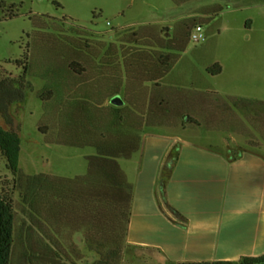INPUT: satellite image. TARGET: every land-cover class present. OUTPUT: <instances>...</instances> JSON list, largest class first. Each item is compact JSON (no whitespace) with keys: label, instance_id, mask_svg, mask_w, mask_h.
<instances>
[{"label":"crops","instance_id":"crops-1","mask_svg":"<svg viewBox=\"0 0 264 264\" xmlns=\"http://www.w3.org/2000/svg\"><path fill=\"white\" fill-rule=\"evenodd\" d=\"M237 1L236 7L242 8L243 3ZM218 9L223 14L234 11L222 5ZM230 28L224 25V34ZM122 37L111 36L104 42V52L97 49L91 53L93 59L70 56L66 71L70 79L80 82H62L47 91L53 92L50 103H55V110L46 112L39 125L42 134L49 138L51 134H96L74 145L66 140L53 144L55 148L49 147L63 161L76 160L82 164L76 175L63 179L72 187L64 195L65 202L70 203L68 216L62 217V209L55 216V222L60 225L54 227L50 226L53 220L50 214L42 212L40 216L41 223L47 220L51 233L53 229L62 233L63 219H66L74 237L68 242L62 239L57 250L88 251V242L94 244L96 237L118 234L124 237L130 251L125 256L126 264L128 257V264H183L238 262L264 255V145L235 154L218 143L221 139L215 136H237L235 133L206 131L203 137L217 142H202L183 135L191 129L149 128L148 108L146 114L141 112L139 123L130 119L129 125L121 128L118 124L124 122L123 116L111 108L115 100L119 102L117 105L126 103L127 91L145 85L151 96L156 83L216 91L226 97L257 99L259 95L238 91L243 84L250 87L240 74L252 76L254 69L235 68L222 82L203 75L204 82L187 87L168 72L159 71V67L161 71L166 68L160 62L165 56L162 54L156 58L159 73L146 78L145 83L142 52L138 55L136 47L129 50ZM129 54L132 57L128 69ZM74 62L81 63L86 71L76 72L72 68ZM220 63L225 76L226 63ZM172 65L171 58L169 67ZM210 66L205 65L206 71ZM77 68L81 71L80 66ZM24 105L15 107L24 122L23 134L26 131ZM235 136L223 139L239 141ZM63 144L68 150L59 149ZM73 146L82 151L79 154L69 151ZM165 171L169 172V178L164 183ZM87 258V255H78L71 260L90 264ZM38 260L41 262L43 258L35 261Z\"/></svg>","mask_w":264,"mask_h":264},{"label":"rangeland","instance_id":"rangeland-1","mask_svg":"<svg viewBox=\"0 0 264 264\" xmlns=\"http://www.w3.org/2000/svg\"><path fill=\"white\" fill-rule=\"evenodd\" d=\"M3 1L9 5L23 2L20 16L14 19L7 17L1 7ZM240 1L242 8L236 7L237 0H0V65L14 76L20 75L23 68L17 62L29 46V78L35 88L24 105L26 131L17 182L12 264H87L71 260L78 255H87L90 264H126L125 256L130 253L124 237L118 234L96 237L94 244L88 242V251L57 250L62 239L68 242L74 237L65 223L66 219H63L62 233L54 229L51 233L47 220L41 223L42 212L50 214L52 227L60 225L55 222V216L62 209V217L68 216L70 203L65 202L64 195L70 193L72 187L67 179H63L76 175L82 167L76 160L63 161L49 147L55 148L53 144L66 140L71 144L81 142L96 135L51 134L53 139L63 137L55 141L39 130L46 112L50 114L55 110V103H50L51 98L43 97L49 88L53 86L55 89L62 82H80L68 76L66 62L69 57L78 55V58L93 59L91 53L97 49L104 52V42L118 34L127 41L129 50L136 47L138 55L139 51L142 52L145 83L146 78L159 71L168 72L182 85L193 87L203 81V75L222 82L235 68L254 69L252 76L240 74L250 87L243 84L238 91L244 95H259L257 99L264 100V0ZM229 4L233 6L229 8ZM221 5L234 11L223 14L218 9ZM249 21L252 22L248 26ZM222 23L231 27L226 35ZM197 26H202L206 34V39L199 43L192 39ZM162 54L170 56L173 65H163L166 68L161 71L159 67L158 71L156 58ZM131 57L129 54L128 69ZM221 61L226 63V75L214 77L208 74L205 65L212 66ZM126 95V103L117 105L113 102L111 107L123 116L124 122L118 124L121 128L128 126L130 119L139 123L141 112L146 114L149 106L150 93L146 85L129 90ZM238 113L243 119L257 123L264 118V108L260 107ZM252 130L256 133L258 146L250 145L247 138L238 135L215 136L221 139L218 143H222L229 152L236 153L264 145L262 135L253 127ZM204 132L188 130L183 135L202 142H217L211 137H203ZM234 136L239 141L223 139ZM60 146L61 151L68 150L65 144ZM69 151L79 154L82 148L73 146ZM11 176L7 160L0 150V182ZM37 258H43V261L36 262ZM126 260L127 264L130 263L129 257Z\"/></svg>","mask_w":264,"mask_h":264},{"label":"trees","instance_id":"trees-1","mask_svg":"<svg viewBox=\"0 0 264 264\" xmlns=\"http://www.w3.org/2000/svg\"><path fill=\"white\" fill-rule=\"evenodd\" d=\"M57 4L62 7L61 3ZM21 3L7 4L1 2L6 16L14 19L20 16ZM252 21H249V24ZM160 62L164 66L171 64V57L162 56ZM23 68L20 75L14 76L0 65V150L7 160L11 177L0 182V264H12L13 249L16 236V192L20 174L21 155L23 149L24 122L15 112V107L27 103L34 85L30 75L29 46L23 58L18 60ZM81 67V71L77 68ZM75 71L85 72L82 64L74 62ZM211 76H219L224 71L221 63L208 68ZM53 96L47 92L43 97ZM264 108V100L244 97H226L216 91H202L174 85L156 83L152 87L150 103L147 112V127L183 128L205 130L209 132L235 133L249 140L250 145L258 146L255 142L256 133L262 135L264 141V118L257 123L243 119L240 110L249 111L254 108ZM236 154V153H235ZM238 155V154H237ZM169 178V172L163 174L164 183ZM264 264V255L246 257L242 260L229 261H196L183 264Z\"/></svg>","mask_w":264,"mask_h":264},{"label":"built area","instance_id":"built-area-1","mask_svg":"<svg viewBox=\"0 0 264 264\" xmlns=\"http://www.w3.org/2000/svg\"><path fill=\"white\" fill-rule=\"evenodd\" d=\"M192 39L199 43L202 40L206 39V34L204 32V28L202 26H197V28L192 33Z\"/></svg>","mask_w":264,"mask_h":264},{"label":"water","instance_id":"water-1","mask_svg":"<svg viewBox=\"0 0 264 264\" xmlns=\"http://www.w3.org/2000/svg\"><path fill=\"white\" fill-rule=\"evenodd\" d=\"M114 103L115 104H118L119 102H118V100H115ZM249 264H253V263H249Z\"/></svg>","mask_w":264,"mask_h":264}]
</instances>
